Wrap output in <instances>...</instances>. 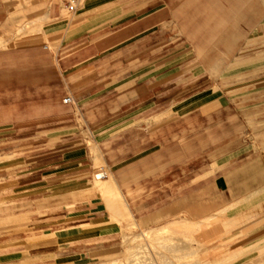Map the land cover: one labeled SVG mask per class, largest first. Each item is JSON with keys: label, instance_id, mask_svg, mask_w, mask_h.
<instances>
[{"label": "crops", "instance_id": "1", "mask_svg": "<svg viewBox=\"0 0 264 264\" xmlns=\"http://www.w3.org/2000/svg\"><path fill=\"white\" fill-rule=\"evenodd\" d=\"M64 12L52 1L40 37L0 48V178L27 216L16 230L32 228L35 196L80 186L95 163L119 207L72 190L62 221L29 242L39 262L93 258L125 216L136 231L199 221L264 186V130L252 132L234 91L264 0H84Z\"/></svg>", "mask_w": 264, "mask_h": 264}, {"label": "rangeland", "instance_id": "2", "mask_svg": "<svg viewBox=\"0 0 264 264\" xmlns=\"http://www.w3.org/2000/svg\"><path fill=\"white\" fill-rule=\"evenodd\" d=\"M52 1L56 2L0 0V48L22 45L28 39L40 37L49 22L43 17ZM245 47L247 55L237 59L238 87L234 91L241 98L240 109L249 113V128L258 135L264 130V34L249 40ZM262 150L264 152V148ZM100 168L108 174L102 163H95L90 180L80 186L65 187L58 196L55 192H49L44 199L35 196L27 209L32 228L26 230H16L15 224L24 219L28 221L27 216L15 215L23 208H14L11 203L14 195L10 194L13 183L1 177L0 253L14 249H28V253L19 261L0 264H54L53 261L39 262L35 258L39 249L29 242L34 241L35 235L49 232L62 221L63 210H71L72 203L77 200L72 194L74 189L95 190L118 208L119 200L103 193L108 176L106 182H103L106 178L95 179L93 176ZM124 221L127 230L109 240L110 247L100 252L91 250L93 258L80 264H264V186L199 221L181 219L174 221L179 223L143 231L134 229L130 216H125ZM174 225L184 229L176 230Z\"/></svg>", "mask_w": 264, "mask_h": 264}, {"label": "built area", "instance_id": "3", "mask_svg": "<svg viewBox=\"0 0 264 264\" xmlns=\"http://www.w3.org/2000/svg\"><path fill=\"white\" fill-rule=\"evenodd\" d=\"M58 3H60L67 15H72L77 9L82 5L84 0H56ZM71 98L66 97L63 100L64 104H71ZM93 176L95 179H105L107 178L108 174L102 169H98L95 172H93Z\"/></svg>", "mask_w": 264, "mask_h": 264}, {"label": "bare ground", "instance_id": "4", "mask_svg": "<svg viewBox=\"0 0 264 264\" xmlns=\"http://www.w3.org/2000/svg\"><path fill=\"white\" fill-rule=\"evenodd\" d=\"M43 20H44V19H43ZM106 184L110 185V186H109L110 188L108 187V190H109V191H108L106 194L115 197V196L117 195V193H116L114 187L110 184L109 181H107ZM106 184H105V185H106ZM106 190H107V189H106ZM116 198H117V197H116ZM114 199H115V198H114ZM115 200H116V199H115ZM194 225H195V224H194ZM180 226H182V225H180ZM191 226H192V228H193V227H196V226H193V225H191ZM198 226H199V225H198ZM170 227H171V226H170ZM174 227L176 228V230H180V231H181L182 229H184L183 226H182V227H179V226H177V225H176V226L174 225ZM203 227H204V226H203ZM188 229H189V228H188ZM173 230H174V229H173ZM198 230H199V229H198ZM192 231H193V230H192ZM175 244H176V243H175ZM177 245H178V244H177ZM171 246H172V245H171ZM183 246H184V245H183ZM167 247H168V246H167ZM175 248L178 250V246H175L174 249H175ZM177 250H176V251H177ZM179 250H180V249H179ZM129 261H130V260H129ZM215 264H216V263H215Z\"/></svg>", "mask_w": 264, "mask_h": 264}]
</instances>
